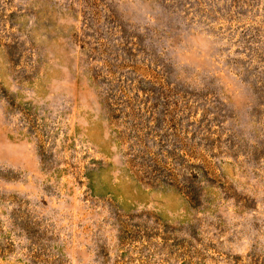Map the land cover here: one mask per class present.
<instances>
[{
  "label": "rangeland",
  "instance_id": "rangeland-1",
  "mask_svg": "<svg viewBox=\"0 0 264 264\" xmlns=\"http://www.w3.org/2000/svg\"><path fill=\"white\" fill-rule=\"evenodd\" d=\"M0 264H264V0H0Z\"/></svg>",
  "mask_w": 264,
  "mask_h": 264
}]
</instances>
